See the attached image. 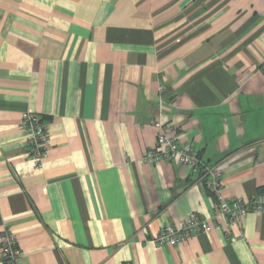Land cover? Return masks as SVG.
Wrapping results in <instances>:
<instances>
[{
  "label": "crops",
  "instance_id": "0c3cea01",
  "mask_svg": "<svg viewBox=\"0 0 264 264\" xmlns=\"http://www.w3.org/2000/svg\"><path fill=\"white\" fill-rule=\"evenodd\" d=\"M24 113L52 141L40 169ZM152 121L219 165L221 197L264 201V0H0V236L16 264H264V213L224 232L198 174L140 162ZM192 212L209 232L150 243Z\"/></svg>",
  "mask_w": 264,
  "mask_h": 264
},
{
  "label": "built area",
  "instance_id": "2783aa9c",
  "mask_svg": "<svg viewBox=\"0 0 264 264\" xmlns=\"http://www.w3.org/2000/svg\"><path fill=\"white\" fill-rule=\"evenodd\" d=\"M152 125L160 129L154 145L141 157L142 164H160L174 162L187 166L193 173L200 176L202 188L213 194L215 198V219L223 218V230L226 227L239 224L248 212L264 213V201L261 197L244 200L235 198L227 200L221 197L222 188L221 169L219 165H207L203 162L192 144L179 143L169 136V129L158 122ZM20 130L25 136L27 156L36 169H40L43 160L52 147V141L46 133L41 118L33 113H24L20 120ZM212 224L207 218H201L195 212L173 225H165L152 236L150 243L156 248L163 246H177L188 240L192 235L207 233ZM227 237V234H226ZM20 257V250L14 236L3 233L0 236V260L3 264H16Z\"/></svg>",
  "mask_w": 264,
  "mask_h": 264
}]
</instances>
